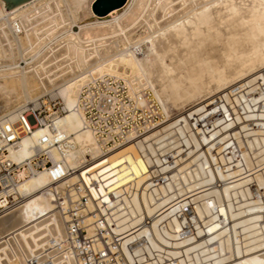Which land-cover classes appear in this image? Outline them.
<instances>
[{
	"label": "bare ground",
	"instance_id": "1",
	"mask_svg": "<svg viewBox=\"0 0 264 264\" xmlns=\"http://www.w3.org/2000/svg\"><path fill=\"white\" fill-rule=\"evenodd\" d=\"M92 1L27 0L0 14V119L12 121L43 92L60 96L65 112L52 129L74 144L61 155L67 165L90 155L88 168L264 70V0H125L103 16L93 13ZM86 15L94 19L84 21ZM106 76L122 80L137 106L156 102L163 119L100 154L76 101L83 84ZM50 130L23 135L9 155H30L36 138ZM47 182L38 172L18 184L25 198L0 217V255L13 243L26 251L62 236Z\"/></svg>",
	"mask_w": 264,
	"mask_h": 264
},
{
	"label": "water",
	"instance_id": "2",
	"mask_svg": "<svg viewBox=\"0 0 264 264\" xmlns=\"http://www.w3.org/2000/svg\"><path fill=\"white\" fill-rule=\"evenodd\" d=\"M80 175L130 264H264V70Z\"/></svg>",
	"mask_w": 264,
	"mask_h": 264
},
{
	"label": "built area",
	"instance_id": "3",
	"mask_svg": "<svg viewBox=\"0 0 264 264\" xmlns=\"http://www.w3.org/2000/svg\"><path fill=\"white\" fill-rule=\"evenodd\" d=\"M149 104V109L137 106L122 80L106 76L81 86L76 108L82 116L83 128L91 132L99 153L104 154L137 139L163 119L156 102ZM64 112L60 96L43 92L18 109L12 121L6 117L0 119V217L22 205L25 195L17 191L18 184L28 176L44 172L48 177L44 191L51 196L54 209L63 219L62 236L26 251L13 243L6 256L1 253L0 261L3 264H130L80 175L83 166L91 162L90 155H85L75 167L61 158L74 149L70 138L52 129L53 120ZM37 127L51 130L36 138L30 155L13 159L9 150L18 147L21 137ZM53 153L57 154L56 158ZM72 175L74 180H70ZM4 238L12 241L10 235Z\"/></svg>",
	"mask_w": 264,
	"mask_h": 264
},
{
	"label": "rangeland",
	"instance_id": "4",
	"mask_svg": "<svg viewBox=\"0 0 264 264\" xmlns=\"http://www.w3.org/2000/svg\"><path fill=\"white\" fill-rule=\"evenodd\" d=\"M93 19H94V18H93L92 16H90V15H86V16L83 18L84 21H87V20L89 21V20H93ZM74 29L77 30L78 28L75 26ZM176 112H177V111H176L175 109L171 108V110L168 111V114H169L170 116H172V115H174Z\"/></svg>",
	"mask_w": 264,
	"mask_h": 264
}]
</instances>
